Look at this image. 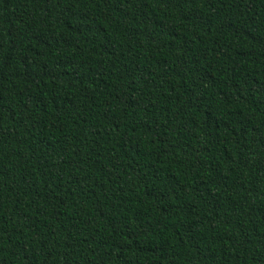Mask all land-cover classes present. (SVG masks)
Returning a JSON list of instances; mask_svg holds the SVG:
<instances>
[{
    "label": "trees",
    "instance_id": "1",
    "mask_svg": "<svg viewBox=\"0 0 264 264\" xmlns=\"http://www.w3.org/2000/svg\"><path fill=\"white\" fill-rule=\"evenodd\" d=\"M0 264H264V0H0Z\"/></svg>",
    "mask_w": 264,
    "mask_h": 264
}]
</instances>
